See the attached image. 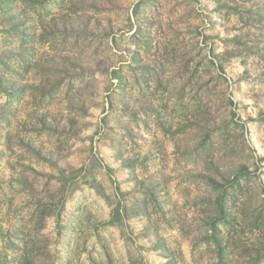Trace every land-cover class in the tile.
<instances>
[{"label":"rangeland","instance_id":"obj_1","mask_svg":"<svg viewBox=\"0 0 264 264\" xmlns=\"http://www.w3.org/2000/svg\"><path fill=\"white\" fill-rule=\"evenodd\" d=\"M0 264H264V0H0Z\"/></svg>","mask_w":264,"mask_h":264}]
</instances>
